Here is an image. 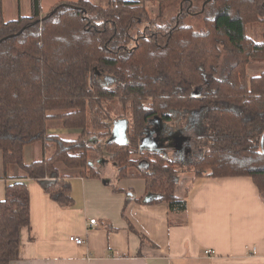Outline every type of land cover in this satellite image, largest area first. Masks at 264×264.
<instances>
[{"label": "trees", "instance_id": "1", "mask_svg": "<svg viewBox=\"0 0 264 264\" xmlns=\"http://www.w3.org/2000/svg\"><path fill=\"white\" fill-rule=\"evenodd\" d=\"M146 1L61 0L42 16V0H32L31 17L0 14V151L12 180L0 202V264L19 260L31 226L28 180L70 207L73 177L100 178L92 155L102 148L118 179L145 180L139 203L166 204L170 215L188 210L177 194L185 167L212 179L250 177L264 197V72H247L264 61V34H248L264 25V0H154L155 19ZM198 16L200 30L187 24ZM112 104L124 114L114 116ZM54 120L79 137L51 134ZM158 126L165 137L169 127L175 135L193 126L181 136L202 154L187 164L164 155L149 135ZM36 144L43 158L27 164L25 148ZM12 168L23 177L11 179Z\"/></svg>", "mask_w": 264, "mask_h": 264}, {"label": "crops", "instance_id": "2", "mask_svg": "<svg viewBox=\"0 0 264 264\" xmlns=\"http://www.w3.org/2000/svg\"><path fill=\"white\" fill-rule=\"evenodd\" d=\"M60 1L42 0V16ZM0 14L8 22L31 17L32 0H0ZM168 131L166 140L174 136ZM170 151L167 156L179 160V151ZM98 164L100 178L71 179L70 207L28 180L31 226L22 230L20 258L13 264H264V197L252 178L212 179L194 176L185 167L177 194L187 199L188 210L176 216L166 204L137 201L145 197V180L118 179L117 168L108 175L103 162ZM12 172L11 179L23 177L17 168ZM10 181L4 178L0 151V202ZM172 220L186 224L172 226ZM71 236L85 244L72 243ZM208 250L215 254L207 256Z\"/></svg>", "mask_w": 264, "mask_h": 264}, {"label": "rangeland", "instance_id": "3", "mask_svg": "<svg viewBox=\"0 0 264 264\" xmlns=\"http://www.w3.org/2000/svg\"><path fill=\"white\" fill-rule=\"evenodd\" d=\"M96 2H98L97 4H100L102 6H106L109 2V0H96ZM144 4L147 7V13H148V17H150L151 19H155L157 17V15L159 14V6L158 3H156L154 0H150V1H146L144 2ZM146 21V19H145ZM145 21H143V23H141L140 25H137L135 27V30H132V33H134V35L137 33L138 30H143V26L148 22L145 23ZM187 24H190L192 26H194L196 29L200 30L203 28V19L198 17H193L190 18L189 20H187ZM248 34L250 35L251 38L255 39L256 41H260L263 34H264V25H253L250 26L248 29ZM225 55V53H224ZM223 58L225 59V56H223ZM248 75L249 76H256L261 74L262 72H264V61L261 60H256V61H252L250 63V65L248 66L247 69ZM115 103V102H114ZM111 108H113V114H115L114 116H118V115H122L124 114L123 108L120 104H116L111 106ZM125 117H129V116H125ZM49 132L51 134L57 135L61 138L64 139H77L79 137L80 131H72V130H66L65 128H63L62 126V122L58 121V120H54V121H50L49 124ZM163 127V126H162ZM157 128V127H156ZM155 128V129H156ZM155 129H153L152 133H154ZM188 130H186V132L184 133H177V131H175V135L177 136H181L183 134H185L186 136L190 137L193 136L194 134V127H190L187 128ZM157 134L160 133V131L158 130L156 132ZM182 137V136H181ZM190 141V143H189ZM189 141L187 140V144H190V146L187 149H185L184 151H182L179 155V160H182L185 164L189 163L192 160H196L202 153L200 148H197V151H194V147H195V143L191 142V138L189 139ZM159 143H157V150L158 151H162L164 155H168L171 151H170V144L171 142L166 141V138L164 139H160L158 141ZM196 142V140H195ZM100 145H103V143H100ZM189 146V145H188ZM98 155L95 153L92 155V159L93 161L96 162H103L104 168H106V173L109 175L111 174V172H113L114 169H116L115 164L111 161L110 156L108 154V152L105 149H100V151H98ZM172 154V153H171ZM170 154V155H171ZM51 155L47 154V157H49ZM43 158V151H42V146L40 144H36L31 145V146H27L25 148V161L28 162L27 164H31L35 161L41 160ZM173 159V158H171ZM16 168H12V171H14ZM185 168H183L181 171H183ZM102 167L100 168V165L97 164L96 165V171L97 172H101ZM187 170H189L188 172H190L192 175H195V172L192 170H190V168H187ZM180 171V174H181ZM14 173V172H12ZM139 185H141L143 182L142 180H139L138 182ZM142 189V186H141Z\"/></svg>", "mask_w": 264, "mask_h": 264}, {"label": "water", "instance_id": "4", "mask_svg": "<svg viewBox=\"0 0 264 264\" xmlns=\"http://www.w3.org/2000/svg\"><path fill=\"white\" fill-rule=\"evenodd\" d=\"M115 132L116 133L119 132V127H116ZM154 133H156V131H154ZM152 140L156 141L155 144L158 143V141L154 138V136H152ZM166 141L171 142L170 144L171 149H174L175 151H179V153H181L182 151H184V143L187 141V139L185 137L174 135L172 136L171 139H168ZM262 145H263V141H262Z\"/></svg>", "mask_w": 264, "mask_h": 264}, {"label": "built area", "instance_id": "5", "mask_svg": "<svg viewBox=\"0 0 264 264\" xmlns=\"http://www.w3.org/2000/svg\"><path fill=\"white\" fill-rule=\"evenodd\" d=\"M90 224H91V225H95V224H96V220H91ZM70 241H71L72 243H75L76 245H79V246H82V245L85 244V240H84L83 238H81V237H78V236H71V237H70ZM250 251H251L253 254H256V250H255V249H251ZM205 254H206L207 256H213L215 253H214V251H212V250H208V251H206Z\"/></svg>", "mask_w": 264, "mask_h": 264}, {"label": "flooded vegetation", "instance_id": "6", "mask_svg": "<svg viewBox=\"0 0 264 264\" xmlns=\"http://www.w3.org/2000/svg\"><path fill=\"white\" fill-rule=\"evenodd\" d=\"M158 130L160 131V133H158V136H159L158 138H159V140L162 139L163 136H164V138H166L165 136H167V135H163V134H162V126H158V128L155 129L156 132H157ZM155 134H157V133H152V131L149 133L151 141H152V136H154ZM154 138H155V137H154ZM155 139H156V138H155ZM159 140H158V141H159Z\"/></svg>", "mask_w": 264, "mask_h": 264}]
</instances>
